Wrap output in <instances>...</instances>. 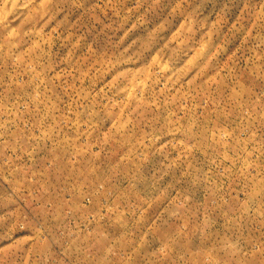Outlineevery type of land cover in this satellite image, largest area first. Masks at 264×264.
Segmentation results:
<instances>
[{
    "label": "rangeland",
    "instance_id": "374dc122",
    "mask_svg": "<svg viewBox=\"0 0 264 264\" xmlns=\"http://www.w3.org/2000/svg\"><path fill=\"white\" fill-rule=\"evenodd\" d=\"M0 264H264V0H0Z\"/></svg>",
    "mask_w": 264,
    "mask_h": 264
}]
</instances>
